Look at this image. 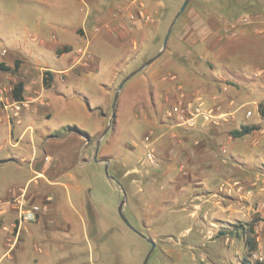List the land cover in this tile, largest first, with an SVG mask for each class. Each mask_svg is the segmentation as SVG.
Returning <instances> with one entry per match:
<instances>
[{"label":"rangeland","instance_id":"374dc122","mask_svg":"<svg viewBox=\"0 0 264 264\" xmlns=\"http://www.w3.org/2000/svg\"><path fill=\"white\" fill-rule=\"evenodd\" d=\"M184 1L141 0L149 21L143 22L134 42L135 46L134 43H129L124 47L125 51L130 47L132 54L117 65L116 78L108 82L104 81V75L98 79L91 77L86 85L69 93L71 96L68 98L79 105H87L85 98L89 100L90 112L100 120V131L93 132L92 121L73 112L53 114L46 120L37 119L35 137L38 141L50 135L72 136L70 146L65 143L51 147L52 152L63 154L55 169L47 172L53 181L66 182L67 191L56 187L52 190L46 187L33 191L34 184L29 183L28 193L37 196L36 199L25 202V207L30 204L44 207L52 205L47 200L48 195H54L58 199L63 196L59 199L63 202L61 200L57 203V213L52 211L54 214H50L46 208L36 222L25 225L18 235L13 227L16 219L12 223L8 222L9 224L0 219V238L3 237L5 245H10L2 253L0 264H143L150 245L119 219L117 207L122 199V192L116 183L106 178V161L109 174L126 193V218H134V228L140 233L143 231L142 234L155 243L147 264L256 263L251 258L254 251H245L243 244L249 237L248 234L237 235L234 227L242 224L246 231L251 229L255 249L261 243L264 251L263 241L256 240L259 235L255 234L252 225L236 219L221 224L219 231L212 236L206 229L199 227L196 220L182 217L183 213L179 211L183 201L186 202L194 190V177L188 173L180 178L172 164L164 165V157L159 151L161 143L167 140V135L173 129L188 133L187 128L176 127L172 121L164 119L165 112L178 103V99L165 101L158 87L145 84L143 80L135 83L145 67L124 83L112 109L119 85L160 52L164 37ZM53 10H46L30 0H0V50L10 49L17 38L27 39L26 33L36 29L34 20L38 21L39 16L49 18L56 12ZM190 36L203 38V41L200 39L194 47L188 46L186 42ZM194 48V53L189 57L179 56ZM170 51L174 52L175 61L171 62V67L196 68L211 75L212 90L205 92L209 99H204V102L213 109L215 116H224L217 123H199V127L216 129L221 138L243 125H256L261 129V123H264L259 114L260 104L264 106V0H189L173 25L166 48L160 54L161 58L168 57ZM17 60L20 62L17 70H14V65L9 66L0 60V64L9 69L0 68V110L9 117H12L11 112L6 107L14 102L12 89L20 82L18 77L23 76L20 67L26 62L25 59ZM30 61L33 65H39L33 57ZM41 62L38 74L27 76L37 81L38 97L44 91L61 93L59 86L53 84L50 67L44 65L45 60ZM46 72L51 73L48 88L43 84ZM199 95L196 92L188 98H182L180 101L183 107L188 102L194 103ZM68 126L78 128L80 133H68L65 129ZM107 127L108 131L104 134ZM1 130L0 127V132ZM145 136H151L152 147L159 159L157 167L144 161ZM99 139L95 162L93 157ZM3 140L4 136L0 135V159L13 157L12 148L4 145ZM259 140L260 138L253 136L236 140L238 143L232 150L243 157L238 161L244 165L239 172L264 176V151L258 150L261 144ZM86 142V151L83 152L80 147ZM221 159L228 165L235 161L229 154H223ZM16 169L14 163L0 167V195H6L16 185H24L29 179V169ZM181 182L184 183L183 188L180 186ZM42 194L43 198H38ZM65 194L68 197L67 203L64 202ZM143 197L155 207L152 212L142 210ZM168 199L171 203L165 204L163 210L162 202ZM13 202L15 200L9 202V206ZM15 204L19 207L18 202ZM160 214L168 217L167 222L160 224L158 234L147 233L148 228H142L141 222L145 227L155 230L152 228L156 226L155 217ZM253 222H262L264 231V218L260 213ZM223 230L230 231L232 235L225 242V238L220 235ZM208 235L216 240H208ZM14 243L16 247L13 249ZM189 244L195 246L196 250H190ZM163 247L170 250L169 255L163 253ZM34 248L41 251L35 254ZM194 255L197 261L193 260ZM261 264H264V260Z\"/></svg>","mask_w":264,"mask_h":264},{"label":"crops","instance_id":"0c3cea01","mask_svg":"<svg viewBox=\"0 0 264 264\" xmlns=\"http://www.w3.org/2000/svg\"><path fill=\"white\" fill-rule=\"evenodd\" d=\"M30 1L38 3L46 10L54 9L53 11L56 12L52 13L49 18L39 16L38 21L34 20L35 31L26 33L27 39L20 40L17 38L10 49L3 48L0 50L1 62L9 66L14 65L15 61H19L17 59L26 60L20 67V73L23 76L18 77V80L23 84L22 100H14L22 104L19 121L17 122L15 118L5 115V112L0 110V127L2 129L0 135L4 136L3 144L9 145L13 150L11 152L13 157L0 159V167L14 163L17 167L16 170L29 169L30 174L24 185H16L6 195H0V219L6 223H12L17 217L19 207L15 202H29L34 198L36 199L37 195L28 193L30 182L34 184L33 191L46 187L51 190L54 187L66 190L68 187L66 182L53 181L48 177L47 172L55 169L63 154L62 152L58 154L52 152L51 147L65 143L70 146L69 141L72 136L69 134L64 137L50 135L42 137V140L38 141L35 137L37 119L46 120L51 118L53 114L61 115L73 112L90 119L94 124L93 132L100 131V120L98 116L90 112L89 100L85 98L87 105H79V103L68 98L71 96L69 93L76 92L81 85H86L91 77L98 79L99 76L104 75V81H113L118 74L116 72L117 65L126 56L132 54L130 47L127 50L129 54L124 50V47L137 40L144 22L140 20L131 21L128 18L129 13L137 11L138 3H142L141 0ZM106 26L109 27L106 28ZM200 39L203 41V38L190 36L186 43L188 46L194 47V44ZM85 46L91 53V61L87 67H83L79 63L80 57L76 52L77 49ZM194 51L195 48L193 50L188 49L187 54L183 53L179 56L189 57ZM169 53L165 59L159 56L148 65L135 83L143 80L145 84L149 83L158 87L165 101L188 98L190 94H196V92L200 94L199 96L203 100H208L209 97L205 92L212 90L209 72L198 71L196 68L171 67V62L175 63L174 52L170 51ZM32 57L37 60L39 65L31 63ZM41 60H45L44 65L50 67L49 70L54 80L53 84L59 86L61 93L55 94L49 91L45 93L44 91L38 97L37 81L31 80L27 76L32 73L38 74V69L42 64ZM261 124L264 126V123ZM263 126L261 129L259 128V130L238 139L229 134L221 138L216 129L207 130V127L201 128L198 125L187 129L188 133L186 134L171 128L173 130L169 134L167 133V140L161 143L159 149L161 156L164 157L162 161L164 165L165 163L172 164L180 178L188 173L194 177V190L190 198L186 202L183 201L181 209H179V211L181 210L180 213H183L182 217H190L196 220L198 226L206 229L208 234L212 236L219 231L221 224L238 219L252 225L255 234L259 235L256 240L260 241L261 239L264 244L262 222H253L254 218L258 216L259 210L264 206V176L259 173L253 176L239 172L242 171L244 165L239 163L238 159H243V157L232 150L233 146L238 143L236 140H245L246 137L253 136V138H260L261 144L258 150L264 151V144L262 145V142L264 143ZM181 130L183 131V129ZM87 144L88 142L81 145L80 149L83 152L86 151L85 146ZM256 144L257 142L253 145ZM223 154H229L231 158H235V161L228 165L221 159ZM180 186L183 188L184 183L181 182ZM61 191L63 193V190ZM18 192L20 193L18 194ZM43 196L44 194L38 198H43ZM64 197V202L67 203V195L65 194ZM10 199L15 200L11 206L8 203L12 201H7ZM59 199L54 195L47 196V200L52 203L51 206L48 204L46 206L50 214H54L51 213L52 211L57 213V203L62 200ZM142 203V210L146 209L148 212H152L155 208L148 201H145L144 197ZM169 203H171L170 199L162 202L163 210L165 204ZM155 219L157 220L156 226L152 227L155 230H151V227H145L141 222L142 228L146 230L148 228L147 233L149 234H158L160 224H165L168 217L160 214ZM129 221L132 225L136 224V220L132 217ZM223 232L225 242L232 235L228 230H223ZM208 240L216 239L208 235ZM241 240L243 241V239ZM230 241L232 243V240ZM243 244L245 247L244 241ZM261 245V243L258 244V246ZM6 247H10V245H5L3 237H1L0 257L7 250ZM12 247L14 249L16 244L14 243ZM188 248L196 250V247L191 244L188 245ZM33 251L36 254L41 249L34 248ZM168 252L170 250L163 247V253L169 255ZM193 260L197 261L195 255ZM32 264H39V262Z\"/></svg>","mask_w":264,"mask_h":264},{"label":"built area","instance_id":"2783aa9c","mask_svg":"<svg viewBox=\"0 0 264 264\" xmlns=\"http://www.w3.org/2000/svg\"><path fill=\"white\" fill-rule=\"evenodd\" d=\"M128 18L131 21H149V15L144 10L143 3H138L137 11L129 13ZM108 27L109 26H106V28ZM76 52L80 57L79 63L83 67H87L91 61V53L88 50V47L85 46L79 48ZM180 100L181 98L178 99V103L174 104V106H172L164 114V119L167 121H172L173 125H175L176 127L191 129L196 127L199 123H217V121L219 119H222V117L224 116H215L213 109L211 107H207L204 100L200 96L195 99L194 103L188 102L184 104V107ZM21 108L22 104L14 101L11 105H8L6 107V110L10 109L11 116L18 122L20 118ZM249 116L250 113L248 112L247 117ZM144 142L146 147L144 161L151 166L157 167L159 159L157 158L155 150L152 147L151 136H145ZM250 194H252L251 191ZM18 204L19 208L17 217L13 226L17 230V235L19 234L21 228H23L27 224L36 222L46 211V207L42 205L30 204L29 206L25 207L24 201L18 202ZM259 213L264 218V206L259 210ZM256 249L251 254V258L255 262L262 263L264 260V251L261 249V246H258V248Z\"/></svg>","mask_w":264,"mask_h":264},{"label":"water","instance_id":"95a60500","mask_svg":"<svg viewBox=\"0 0 264 264\" xmlns=\"http://www.w3.org/2000/svg\"><path fill=\"white\" fill-rule=\"evenodd\" d=\"M189 3V0H185L177 14V16L175 17L174 21L172 22V24L170 25L165 37H164V40H163V43H162V48L160 50V52L154 56L153 58H151L150 60H148L147 62H145L140 68H138L136 71L132 72L118 87V90L114 96V99H113V104H112V109H114L115 105H116V101H117V98H118V94H119V91L121 90L122 86L124 85L125 82H127L128 80H130L135 74H137L138 72H140L141 70H143L145 67H147L148 65H150L153 61H155L159 56L160 54L164 51V49L166 48V45H167V42H168V39L170 37V34H171V31H172V28H173V25L177 19V17L185 10L186 6L188 5ZM114 115V113L112 114V116ZM108 131V127L106 128L104 134ZM100 140L99 139L97 141V144H96V150H95V155L93 157V160L96 162L97 159H96V155L98 153V148H99V145H100ZM105 167H104V173L106 175V178L108 179V181L110 182H114L118 185V187L120 188L121 192H122V199L121 201L119 202L118 204V207H117V214H118V217L119 219L121 220V222L130 230L132 231L133 233H135L136 235L140 236L141 238H143L144 240H146V242L150 245V250H149V253L147 254L143 264H147L148 262V259L149 257L151 256L154 248H155V243L152 239L150 238H146L143 234H141L139 231H137L134 226L130 223V221L126 218L125 214H124V206L126 204V193L125 191L123 190L122 186L114 179V177H112L109 172H108V161L105 162Z\"/></svg>","mask_w":264,"mask_h":264},{"label":"trees","instance_id":"16d2710c","mask_svg":"<svg viewBox=\"0 0 264 264\" xmlns=\"http://www.w3.org/2000/svg\"><path fill=\"white\" fill-rule=\"evenodd\" d=\"M19 61H15L14 63V70H17L18 67H19ZM0 68L2 70H9L8 68H4L3 64H0ZM51 78V73L50 72H46L45 73V76L43 78V84H44V87L45 88H48L49 87V83L48 81L50 80ZM22 92H23V84L21 82H19L18 84H16L13 89H12V97L15 101H21L22 100ZM259 114L261 115V117L264 119V106L260 104L259 106ZM65 129H67L68 133L72 132V131H76L78 133H80V130L76 127H65ZM259 130V127L256 126V125H243L241 126L239 129H235V130H232L230 132V136L235 138V139H238V138H243L249 134H251L252 132L254 131H257ZM235 227V233L237 235H240L243 234L244 236H246V233L248 234V238L247 240L245 241V247L247 249L248 252H252L255 250V244H254V239L252 237V230L251 229H248L246 231V228L244 225H239V226H234ZM220 235H224V232H220ZM252 264H261L259 262H256V263H252Z\"/></svg>","mask_w":264,"mask_h":264}]
</instances>
